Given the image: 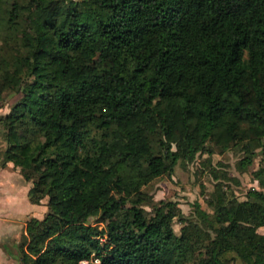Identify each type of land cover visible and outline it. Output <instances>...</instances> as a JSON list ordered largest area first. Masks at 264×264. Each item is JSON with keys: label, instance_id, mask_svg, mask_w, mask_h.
I'll return each mask as SVG.
<instances>
[{"label": "trees", "instance_id": "16d2710c", "mask_svg": "<svg viewBox=\"0 0 264 264\" xmlns=\"http://www.w3.org/2000/svg\"><path fill=\"white\" fill-rule=\"evenodd\" d=\"M4 96L1 165L48 206L21 264H264V189L215 183L195 228L144 189L213 146L264 174V0H0Z\"/></svg>", "mask_w": 264, "mask_h": 264}, {"label": "rangeland", "instance_id": "374dc122", "mask_svg": "<svg viewBox=\"0 0 264 264\" xmlns=\"http://www.w3.org/2000/svg\"><path fill=\"white\" fill-rule=\"evenodd\" d=\"M65 9L66 5L63 3L53 19L62 18ZM4 98V103L0 105V115L9 112L10 104L15 99L9 96ZM213 147L214 152H198L190 162L178 160L171 173L152 176V181L144 187L148 204L159 200L175 202L186 217L184 223L190 228H195V203H200L209 211L204 199L214 189L215 183L223 184L224 188L233 192L238 199L247 198V191L251 188L264 189V174L257 178L254 173L262 165L260 156L255 155L252 163L240 168L239 161L246 155L242 144H236L224 152H219L218 146ZM4 149L5 142L0 137V228L13 223L12 232L4 230V233L0 234V241L3 242L4 249L15 256L14 264H21L17 245L24 240L26 220L30 217H44L48 210L47 198L39 204L29 202L27 192L31 181L25 179L26 170L11 162L3 167L1 158ZM146 209L150 210V206L146 205ZM180 227L181 223L176 220L174 230L177 233ZM236 264L242 263L238 260Z\"/></svg>", "mask_w": 264, "mask_h": 264}, {"label": "crops", "instance_id": "0c3cea01", "mask_svg": "<svg viewBox=\"0 0 264 264\" xmlns=\"http://www.w3.org/2000/svg\"><path fill=\"white\" fill-rule=\"evenodd\" d=\"M7 226L6 227L3 226L2 228H0V234H3L4 230L5 231L9 230L10 232H12L13 223H10ZM0 238H2V237H0ZM14 257L15 256L12 253H10L8 250L4 249L3 242L0 241V264H14V262H15Z\"/></svg>", "mask_w": 264, "mask_h": 264}]
</instances>
